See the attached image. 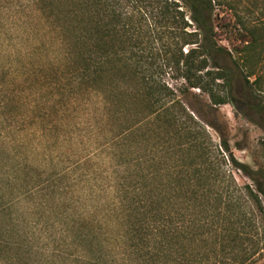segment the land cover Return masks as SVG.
Listing matches in <instances>:
<instances>
[{"label": "rangeland", "instance_id": "374dc122", "mask_svg": "<svg viewBox=\"0 0 264 264\" xmlns=\"http://www.w3.org/2000/svg\"><path fill=\"white\" fill-rule=\"evenodd\" d=\"M33 1L0 0V264H124L120 200L125 195L131 204L186 214L188 228L194 216L218 215L220 196L232 193L241 205V215L233 220L253 222L256 232H246L263 240L259 227L264 220L253 216L256 207L244 187H251L264 207L257 190L264 189V0L215 4L216 41L242 73L232 88L215 82L221 95L232 93L228 104L216 109L206 93L167 66L177 41L172 31L160 27L147 34L138 81L147 75L168 87L186 111L175 107L162 118L161 103L156 104L151 126H140L115 143L111 137L118 128L104 119L101 98L77 90L66 72L58 30ZM46 1L47 7L58 3ZM179 5L190 25L185 31L196 32L190 11ZM123 34L120 59L138 61L141 50L132 47L130 33ZM111 39L106 38L107 46ZM179 46L186 54L196 45ZM251 69L254 74L246 79ZM213 70L210 61L199 74ZM116 84L131 93L139 90L138 82ZM129 98L120 101L125 128L145 107ZM175 114L188 134L174 123ZM224 141L255 180L231 166ZM196 187L200 197L186 200L185 191ZM200 232L209 233L207 227ZM247 264H264L263 250Z\"/></svg>", "mask_w": 264, "mask_h": 264}, {"label": "trees", "instance_id": "16d2710c", "mask_svg": "<svg viewBox=\"0 0 264 264\" xmlns=\"http://www.w3.org/2000/svg\"><path fill=\"white\" fill-rule=\"evenodd\" d=\"M220 1L58 0V3H53L52 7L45 5L46 0H34L33 3L35 2V7L43 12L48 23L58 30L64 57L68 62L66 72L75 79L77 90L96 93L101 98L104 104V119L118 128L116 135L111 137V143H115L140 126H151L156 114L154 111L156 104L161 103L162 109L158 116L162 118H166L169 111L175 107L180 108L182 112L186 111L168 87L160 85L147 75L138 81V70L143 67L145 60V48L142 49L143 44L145 45L143 39L160 27H168L172 31L173 38L177 40L174 49L169 50L170 58L167 66L191 88L206 93L211 106L215 109L228 104L231 100V89L224 95L214 89L217 80H223L232 88V81L242 74L239 67L234 69L236 61L231 53L216 41L213 15L215 4ZM180 2L190 11V19L196 32L185 31L190 25L185 22V12L181 9ZM135 19H138V22L134 23ZM180 30L182 35L178 34ZM123 32L125 36L131 34L132 47L142 52L139 56L141 59L136 62L123 63L120 59L119 43L124 37ZM251 35L253 42H257L254 34ZM108 37L112 38L111 46L106 45ZM180 42L183 46H196L184 54L183 48L179 46ZM251 44L247 45L245 50H249ZM210 61L214 65V70L206 71L204 75L199 74L207 69ZM253 74L251 69L247 72L246 79ZM119 80L138 82L139 90L131 93L121 89L116 84ZM155 88L156 91L153 90ZM123 96H129L133 102L140 99L141 104L145 106L141 112L132 117L127 128L122 124L121 118L124 109L120 101ZM172 119L184 134H188L181 117L175 114ZM222 149L229 154V162L233 168L255 180L250 167L240 163L230 153L227 142L222 143ZM183 179L191 183L189 179L181 178L182 181ZM208 179L210 177H207ZM191 190L192 188H188L184 193L188 201L200 197L197 187ZM244 190L256 207L253 216L259 215L264 220V207L259 196L249 186H245ZM257 190L264 197V189L259 186ZM220 197L224 202L220 206L219 214L206 220L194 216L192 221H189L191 224L188 231L186 214L171 212L162 207L157 209L141 207L138 203L131 204L126 201V195L122 196L120 209L125 220L123 263L247 264L259 252L262 250L264 252V223L259 227L263 240L255 241L248 235L246 229L249 234L256 232V224L250 222L243 225L239 218L233 220L241 215V205L234 200V194ZM215 218H219L217 223ZM204 227L208 228V235L200 232Z\"/></svg>", "mask_w": 264, "mask_h": 264}]
</instances>
